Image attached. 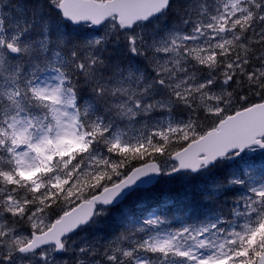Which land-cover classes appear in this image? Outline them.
Returning a JSON list of instances; mask_svg holds the SVG:
<instances>
[{
	"label": "snow or ice",
	"instance_id": "6c2138e0",
	"mask_svg": "<svg viewBox=\"0 0 264 264\" xmlns=\"http://www.w3.org/2000/svg\"><path fill=\"white\" fill-rule=\"evenodd\" d=\"M0 264H264V0H0Z\"/></svg>",
	"mask_w": 264,
	"mask_h": 264
}]
</instances>
